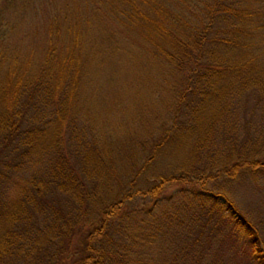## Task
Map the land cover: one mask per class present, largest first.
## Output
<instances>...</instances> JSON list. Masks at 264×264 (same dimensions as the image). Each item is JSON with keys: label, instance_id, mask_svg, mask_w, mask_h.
Listing matches in <instances>:
<instances>
[{"label": "trees", "instance_id": "obj_1", "mask_svg": "<svg viewBox=\"0 0 264 264\" xmlns=\"http://www.w3.org/2000/svg\"><path fill=\"white\" fill-rule=\"evenodd\" d=\"M174 1L188 16L167 0H0V264H264L261 218L226 187L264 178L262 68L223 56L213 28L264 0ZM136 45L172 99L151 98L162 117L128 159L95 141L78 95Z\"/></svg>", "mask_w": 264, "mask_h": 264}, {"label": "rangeland", "instance_id": "obj_2", "mask_svg": "<svg viewBox=\"0 0 264 264\" xmlns=\"http://www.w3.org/2000/svg\"><path fill=\"white\" fill-rule=\"evenodd\" d=\"M167 2L173 9L182 10L188 16L181 3L174 0ZM200 5L202 7L201 3ZM226 12L225 18L217 17V14L214 17L213 28L221 37L217 42L220 53L229 58L252 57L253 62L261 66L260 75L264 78V9L252 3L244 6L241 11L230 9ZM232 22L234 25L231 26ZM110 27L120 36L114 23H110ZM146 55L147 52L140 45L133 47L129 54L118 52L115 58L108 61L109 64L101 65V69L93 72L95 74L92 77L84 78L85 87L78 95L87 113L89 130H92L95 141L121 158L139 156L140 141L149 138L148 132L152 131L154 134L156 131L163 112L154 108L158 99L153 102L151 98H158L159 94L169 103L172 99L168 89L157 94L159 85H164L161 83L163 78L158 77L157 71L156 77L151 74L153 62L150 61L147 65L148 70L142 65L148 59ZM245 97L246 99H241L240 105L244 102L242 109L249 117L254 97ZM86 130L88 134V129ZM170 160L169 156L163 157L159 164ZM226 187L241 210L251 218H261L264 239V178H239ZM178 188L177 185L168 186L162 194Z\"/></svg>", "mask_w": 264, "mask_h": 264}]
</instances>
